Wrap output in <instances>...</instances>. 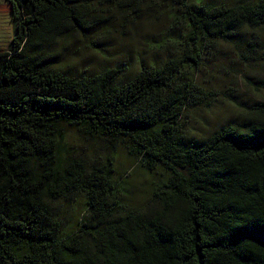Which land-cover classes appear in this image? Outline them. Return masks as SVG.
Here are the masks:
<instances>
[{
  "label": "trees",
  "instance_id": "obj_1",
  "mask_svg": "<svg viewBox=\"0 0 264 264\" xmlns=\"http://www.w3.org/2000/svg\"><path fill=\"white\" fill-rule=\"evenodd\" d=\"M7 1L0 264H264V102L200 141L184 119L209 96L196 74L212 48L264 60V0ZM141 23L164 26L174 52L161 65L129 79L126 64L64 69L72 40L102 52ZM72 131L107 156L89 163L69 151ZM120 150L144 173H162L142 207L129 204ZM73 194L84 211L66 225L56 206Z\"/></svg>",
  "mask_w": 264,
  "mask_h": 264
},
{
  "label": "rangeland",
  "instance_id": "obj_2",
  "mask_svg": "<svg viewBox=\"0 0 264 264\" xmlns=\"http://www.w3.org/2000/svg\"><path fill=\"white\" fill-rule=\"evenodd\" d=\"M221 1L228 4L236 2ZM163 32V25L156 29L149 23H141L133 35L113 41L112 46L102 52L82 51L83 43L74 39L70 42L62 65L68 73L78 75L93 74L116 64H126L128 72L125 78L129 79L141 66L161 65L167 56H172L174 51L162 43ZM12 35L11 5L7 0H0V53L7 51ZM257 38L260 42L258 47L264 50V32L258 31ZM241 51L230 44H219L210 50L198 67L197 81L209 96L201 108L190 110L184 118L186 126L192 128L195 140L200 141V137L209 136L237 120L238 113L245 108L264 102V60H256L254 56ZM70 136L69 151L76 148L85 162L91 163L107 156L105 147L99 144L94 147L73 131ZM115 166L119 173H128L125 174L130 187L128 199L134 207H142L145 203V190H148L152 178H163L162 173H144L123 150L116 153ZM56 211L66 225L75 224L82 218L83 196H68L57 204Z\"/></svg>",
  "mask_w": 264,
  "mask_h": 264
}]
</instances>
